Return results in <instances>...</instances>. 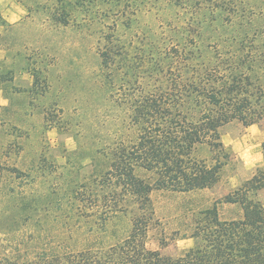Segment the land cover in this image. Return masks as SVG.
<instances>
[{"label": "trees", "instance_id": "obj_1", "mask_svg": "<svg viewBox=\"0 0 264 264\" xmlns=\"http://www.w3.org/2000/svg\"><path fill=\"white\" fill-rule=\"evenodd\" d=\"M170 1L177 8H192L195 19L202 13L197 31L190 23L164 50L154 43L149 51L137 45L133 54L117 31L119 24L131 27L141 1H89L110 7L93 17L103 25L113 18L111 25H105L111 31L97 30L98 41L105 44L104 67L127 70L118 92L123 100L119 106H126L129 114L119 121L114 142L98 152L103 161L97 163L98 173L72 187L69 196L79 215L82 204L96 205L102 221L99 229L119 213H130L129 236L80 249L57 246L34 252L27 247L21 253L12 248L0 253V264H264V205L257 199L264 186V165L223 197L224 202L242 207V217L223 219L214 204L195 216L194 245L180 255L168 258L147 247L155 216L153 191L209 187L224 165L221 128L234 120L251 126L264 115V27L256 20L261 0ZM57 3L66 18L73 9L85 7L86 0ZM204 148L211 152L210 159L200 155ZM95 195L97 200L92 201ZM31 203L23 204L25 226L33 218L28 210L35 201ZM38 204L43 211L51 207L45 200Z\"/></svg>", "mask_w": 264, "mask_h": 264}, {"label": "rangeland", "instance_id": "obj_2", "mask_svg": "<svg viewBox=\"0 0 264 264\" xmlns=\"http://www.w3.org/2000/svg\"><path fill=\"white\" fill-rule=\"evenodd\" d=\"M17 1L31 10L29 19L8 24L0 15L5 25L0 34V87L8 98L0 101V253L119 242L131 232L130 213H119L99 229L96 205L82 204L79 215L69 196L72 187L98 173L97 163L103 165L98 152L114 142L119 121L129 114L126 106H119L123 100L118 92L127 70L105 68V44L98 41L97 30L111 31L105 25L113 18L103 25L93 17L110 7L86 0L83 8H69L66 19L58 12L57 0ZM140 1L131 27L119 24L117 31L132 54L137 45L149 51L155 44L164 50L183 27L193 23L191 29L197 31L198 20L204 19L202 13L195 19L192 8H177L170 0ZM8 2L0 0V6ZM258 2L257 13L262 12L256 20L264 27V2ZM220 133L224 165L213 184L191 192L155 190L151 195L155 216L147 247L164 257H176L194 245L191 234L201 210L217 204L223 219L243 216L240 205L223 197L264 165V115L251 126L234 120ZM200 155L212 157L207 148ZM138 173L148 177L143 170ZM257 199L264 205V186ZM30 200L35 201L28 210L33 218L25 226L23 204ZM44 200L51 202L46 211L38 208ZM52 234L64 238L49 240Z\"/></svg>", "mask_w": 264, "mask_h": 264}, {"label": "crops", "instance_id": "obj_3", "mask_svg": "<svg viewBox=\"0 0 264 264\" xmlns=\"http://www.w3.org/2000/svg\"><path fill=\"white\" fill-rule=\"evenodd\" d=\"M3 4V3H2ZM8 7V8H7ZM30 12L28 6L22 5L20 1H12L8 2L5 7L4 5L0 6V15L4 17V19L7 21L8 24H15L20 22L21 20L29 19L30 18ZM5 29V25L0 24V34ZM1 57V55H0ZM3 88L0 87V101H7L8 98L6 96H3Z\"/></svg>", "mask_w": 264, "mask_h": 264}]
</instances>
